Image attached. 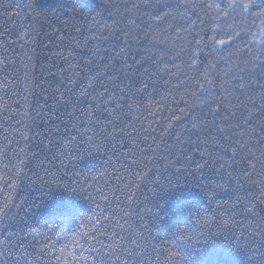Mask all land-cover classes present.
<instances>
[{"label": "trees", "instance_id": "trees-1", "mask_svg": "<svg viewBox=\"0 0 264 264\" xmlns=\"http://www.w3.org/2000/svg\"><path fill=\"white\" fill-rule=\"evenodd\" d=\"M0 264H264V0H0Z\"/></svg>", "mask_w": 264, "mask_h": 264}, {"label": "snow or ice", "instance_id": "snow-or-ice-1", "mask_svg": "<svg viewBox=\"0 0 264 264\" xmlns=\"http://www.w3.org/2000/svg\"><path fill=\"white\" fill-rule=\"evenodd\" d=\"M228 8H241L242 10H247L249 8L248 4H228ZM131 255V253L129 254Z\"/></svg>", "mask_w": 264, "mask_h": 264}, {"label": "clouds", "instance_id": "clouds-1", "mask_svg": "<svg viewBox=\"0 0 264 264\" xmlns=\"http://www.w3.org/2000/svg\"><path fill=\"white\" fill-rule=\"evenodd\" d=\"M184 243H185L186 245H191V246H192V245H194L195 243H197V240L193 238V239H191L190 241H189V240H185ZM186 258L189 259L187 256H186Z\"/></svg>", "mask_w": 264, "mask_h": 264}]
</instances>
